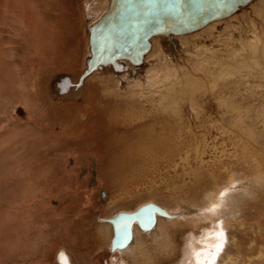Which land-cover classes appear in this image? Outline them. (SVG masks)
Listing matches in <instances>:
<instances>
[{"label":"rangeland","instance_id":"obj_1","mask_svg":"<svg viewBox=\"0 0 264 264\" xmlns=\"http://www.w3.org/2000/svg\"><path fill=\"white\" fill-rule=\"evenodd\" d=\"M200 1L203 14L218 0ZM250 1L234 0L191 27H169L155 22L172 20L161 8L177 0H120L123 9L105 34L115 0H0V264H181L194 219L148 232L132 244L134 255L112 250L104 229L118 212L148 203L191 206L203 200L202 187L214 190L230 173L216 167L199 184L201 174L169 167L173 156L159 143L163 122L149 112L157 94L142 93L148 54ZM148 23L152 31L138 46L136 30ZM156 35L166 40L151 42ZM179 50L165 51L181 66L186 52ZM256 217L264 225V214ZM168 240L172 249H162ZM262 240L264 232L243 233L240 264L248 256L264 264Z\"/></svg>","mask_w":264,"mask_h":264},{"label":"bare ground","instance_id":"obj_2","mask_svg":"<svg viewBox=\"0 0 264 264\" xmlns=\"http://www.w3.org/2000/svg\"><path fill=\"white\" fill-rule=\"evenodd\" d=\"M177 1L171 8H161L163 16L172 20H160L163 19L160 17L155 25L187 27L182 23L184 19L196 17L198 23L203 22L208 15L219 14L220 10L228 9L234 2L218 0L213 10L204 9L202 14L200 0ZM179 17L183 18L181 23L177 22ZM244 19L247 22L243 24ZM140 29L136 30L137 40L144 42L152 29L149 23ZM139 40L138 46L141 44ZM156 40L161 42L166 39L157 36L152 37L151 42L155 43ZM166 45L168 47L165 49L158 45L148 54L151 69L145 73L147 92L142 93L157 94L158 98L151 102L149 112L163 122L159 136L163 142L159 143H164L162 148L165 147L173 156L169 167L182 169L185 174H201L199 184L206 181L205 173L211 175L216 167H224L230 173L224 178L221 176L224 182L218 188L210 190L202 187L203 200L191 206L181 205L178 210H173L164 201L152 202L160 205L168 214H157L156 223L149 230L141 229L135 222L132 240L125 248H119L120 253L133 254L132 244L138 245L148 232L162 233L164 226L174 225L185 216L188 220H194L181 264H240L235 252H241L243 233L250 230L253 234L262 235L264 232V225L256 217L264 214V0H252L239 13L208 22L199 31L174 36ZM176 47H179L180 53L186 52L181 66L175 62L176 58L166 53ZM139 131L136 130L137 133ZM191 156L195 159L193 164ZM245 219L254 223L248 225L249 221ZM104 227L107 229V242L112 245L113 225L108 222ZM218 233L222 235L218 236ZM221 240L223 248L213 256ZM256 240L254 236L255 243ZM260 244L264 245V240ZM160 246L165 250L172 249L169 240L160 242ZM143 252H139V255L142 256ZM147 253L150 258L151 255ZM63 255L70 263V256L67 253ZM247 261L248 264H256L253 256H248ZM125 263L122 260L113 264Z\"/></svg>","mask_w":264,"mask_h":264},{"label":"water","instance_id":"obj_3","mask_svg":"<svg viewBox=\"0 0 264 264\" xmlns=\"http://www.w3.org/2000/svg\"><path fill=\"white\" fill-rule=\"evenodd\" d=\"M120 9H123L120 0H115L112 12L101 29L102 33H108V31L113 27V24L119 15ZM182 20L180 19V21ZM198 22L199 21L196 17H190L182 21V23H184L187 27H191V24H198ZM144 33L145 32H143V35ZM142 41L143 40H139L141 44ZM157 214L167 215L168 213L160 205L148 203L138 207L132 212L120 211L115 216L108 219L114 228L111 249H122L130 243L133 237L132 227L135 222H137L139 227L143 230L151 229L156 223Z\"/></svg>","mask_w":264,"mask_h":264},{"label":"snow or ice","instance_id":"obj_4","mask_svg":"<svg viewBox=\"0 0 264 264\" xmlns=\"http://www.w3.org/2000/svg\"><path fill=\"white\" fill-rule=\"evenodd\" d=\"M217 235L219 236V235H222V234L218 233ZM216 248H217V252L213 253V256H216L222 250V248H223V240H221V242L216 245Z\"/></svg>","mask_w":264,"mask_h":264}]
</instances>
